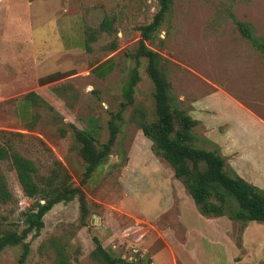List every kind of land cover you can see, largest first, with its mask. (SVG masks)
<instances>
[{"label":"rangeland","instance_id":"1","mask_svg":"<svg viewBox=\"0 0 264 264\" xmlns=\"http://www.w3.org/2000/svg\"><path fill=\"white\" fill-rule=\"evenodd\" d=\"M157 9L156 0H0V130L17 133L7 137L41 174L55 160L60 162L70 182L84 191L87 205L80 226L76 198L55 204L43 216L40 233L27 237L26 264H56L59 253L69 264H102L91 255L94 237L112 255L136 263L153 253L163 263L170 264L175 255L172 260L178 256L184 264L189 256L179 253L174 240L185 239V225L190 245L200 240L212 248L211 236L226 223L230 264H264V223L247 222L240 229L226 216L201 215L171 166L153 152L151 141L132 120L131 105L122 111L112 144L92 160L93 169L80 184L88 164L75 130L92 128L100 153L109 138V119L119 110L122 87L135 66L139 27ZM104 18L111 20L113 30L99 32L88 43L90 49L62 44L76 38L77 28L86 38L87 29H97ZM236 21L249 23L253 35L264 38V0H172L146 45L160 55L177 105L197 120L196 146L216 150L227 171L264 189V56L237 30ZM25 28L31 29V41L18 36ZM15 29L21 30L16 36ZM109 54L115 57L113 72L94 79L88 69ZM146 65V58H140L134 105L153 120V84ZM68 70L75 73L39 88L41 77ZM14 84L21 91L6 97L3 88ZM32 90L38 91L39 102L19 109L21 116L18 102ZM0 166L12 194L10 202L0 204V229L21 227L31 199L14 169L5 161ZM19 254V246L5 248L0 264H16ZM245 255L248 261L238 262Z\"/></svg>","mask_w":264,"mask_h":264},{"label":"trees","instance_id":"2","mask_svg":"<svg viewBox=\"0 0 264 264\" xmlns=\"http://www.w3.org/2000/svg\"><path fill=\"white\" fill-rule=\"evenodd\" d=\"M158 9L152 20L139 27L140 39L133 53L135 66L122 87V101L119 110L108 122L109 138L101 145L98 153L96 134L92 128L86 127L77 132L76 138L84 143L79 152L87 162L85 173L80 180L84 183L93 169L91 163L99 158L112 144L118 132V120L122 111L132 106V120L141 129L143 135L151 141L153 152L163 158L172 168L173 175L178 179L195 203L199 213L207 217L226 216L239 224L242 229L249 221L264 223V189L246 181L236 173L227 171L226 161L216 150L198 147L193 128L197 120L181 109L170 91V82L166 72L161 67L160 55L148 48L146 41L160 28L166 14L170 10L172 0H156ZM237 30L251 41L252 46L264 56V38L252 33L249 23L236 21ZM113 24L104 18L98 28L86 31L85 49H90L88 43L96 39L99 32H111ZM115 48V44H111ZM140 58H146V73L153 84L152 98L155 107V118L149 120L144 108L134 105L135 86L139 80L138 67ZM71 73H53L52 77L60 78ZM28 96V95H27ZM74 127V126H72ZM17 133L0 130V161H5L14 169L19 185L28 198L30 206L22 214L21 227H6L0 229V252L7 247L19 246L20 254L16 264H26L30 253L29 235L37 236L44 226L43 216L57 203H66L76 198L79 203V225L85 224L87 205L85 193L79 186L70 182L66 168L55 160L48 173L41 174L35 162L21 154L12 145L10 137ZM12 194L8 189L5 175L0 166V204L11 201ZM92 258L102 264H145L147 259L139 258V262L123 259L109 253L102 242L94 237ZM56 264H69L66 257L59 253Z\"/></svg>","mask_w":264,"mask_h":264},{"label":"crops","instance_id":"3","mask_svg":"<svg viewBox=\"0 0 264 264\" xmlns=\"http://www.w3.org/2000/svg\"><path fill=\"white\" fill-rule=\"evenodd\" d=\"M18 26V25H16ZM21 28V27H20ZM24 28V27H23ZM15 33L14 36L17 35V33L21 32V30L15 29ZM28 30L31 31L30 28H28ZM25 28V33L24 35L19 33L18 36H22V38L24 39H28V40H32V35L30 33V31H28ZM78 31L77 36H73L76 38H72V42L71 40L69 42L71 43H64V41L62 42V44H65L68 47H81L84 48L85 46V36L83 35L82 31L80 28L76 29ZM60 38V37H59ZM62 39V38H61ZM115 57L114 54H109L106 57H104L103 59L99 60L98 62L94 63L93 65L90 66V68L88 69V74L91 75L94 79L96 80H103L104 78H106L109 74H111L115 68ZM75 73L74 70H68V71H57L54 73ZM53 74V73H51ZM51 74L47 75L46 77H41V84H38L39 88H41V85L44 86H48L50 85L52 82H57L60 79H62L65 76H62L60 78H55L51 76ZM71 74H67L71 75ZM13 87H16L17 90H12ZM3 91L5 93V96H10L14 93H19L20 90V86L18 84H14L11 86V88H3ZM28 95V96H27ZM39 102V98H38V91H28L25 96L23 97V99L18 102V112L19 115H21L20 110L19 109H24V110H28L31 109L32 107L36 106V104ZM22 116V115H21ZM221 217V216H219ZM218 217V218H219ZM179 218H181V222H182V217L180 216ZM210 220H214V219H210ZM216 220V219H215ZM220 220V219H219ZM228 222H231L229 220H227ZM214 222V221H213ZM256 222V221H249L248 223H252ZM231 224V223H230ZM228 226V223H226L225 227ZM230 226V225H229ZM223 228L219 230H216L220 233L216 234V235H212L211 239H210V244L213 245L212 248H205L203 246V244L201 243V241L199 240V243L190 245V240H192L191 236L187 235V233H189V229L187 228V226L185 225V239L183 241L181 240H177L175 238L174 242L178 245L177 247L180 249L179 253H185L186 255L189 256V262L188 260L185 258L184 260L186 261L187 264H207V261L211 262L212 264H230V260L231 259V248H230V243H231V238L230 236H228L227 230L224 226H222ZM246 232V231H244ZM202 233V232H201ZM174 234V233H173ZM246 234V233H245ZM245 236V235H244ZM184 238V236H183ZM201 244V245H200ZM219 246V247H218ZM244 246V244H243ZM205 248V249H204ZM182 249V251H181ZM175 251V250H174ZM177 253V252H176ZM226 254V257L224 258V255ZM178 255V254H177ZM221 256H222V261L220 263L221 260ZM173 257H175V255H173ZM171 257V261L170 264H177V261L179 260V257L176 256V259L172 260ZM145 258H147L149 260V258H151L152 260V264H166L163 263L162 261L159 260L158 255L153 254V253H149V256L145 255ZM252 258V257H251ZM249 257L248 256H244L242 257L240 260H238V262H244V261H248ZM175 261V262H174ZM180 262L181 259L179 260ZM178 261V263H179ZM257 261H253V263H256ZM183 263V262H182ZM184 263V264H186ZM180 264V263H179Z\"/></svg>","mask_w":264,"mask_h":264}]
</instances>
